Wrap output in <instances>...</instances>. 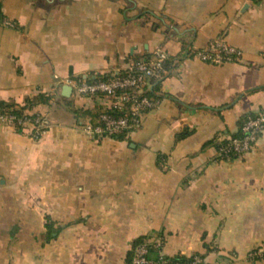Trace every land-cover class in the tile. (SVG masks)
I'll use <instances>...</instances> for the list:
<instances>
[{"label":"crops","instance_id":"0c3cea01","mask_svg":"<svg viewBox=\"0 0 264 264\" xmlns=\"http://www.w3.org/2000/svg\"><path fill=\"white\" fill-rule=\"evenodd\" d=\"M0 19L15 25L0 26V102L52 97L31 112L44 135L0 123V264H127L140 237L264 264L247 258L264 244V133L234 160L217 147L264 107V0H0ZM215 41L242 56L201 61ZM157 49L174 59L150 88L159 107L122 141H90L75 111L99 104L66 82Z\"/></svg>","mask_w":264,"mask_h":264},{"label":"built area","instance_id":"2783aa9c","mask_svg":"<svg viewBox=\"0 0 264 264\" xmlns=\"http://www.w3.org/2000/svg\"><path fill=\"white\" fill-rule=\"evenodd\" d=\"M1 27L13 28L15 25L7 20L0 19ZM242 56L241 51L222 42L215 41L203 51L198 52V58L206 63L220 65L232 62ZM169 55L163 49H157L148 57L131 61L124 71L111 76L110 80L85 81L68 80L67 86L72 88L76 96L88 98L111 112L121 115L103 114L97 123L87 121L83 126L86 137L93 142L104 139L115 140L118 137H129L139 131L144 124L145 117L159 107V101L150 98L147 93L153 82L165 78L169 71L166 63ZM24 119H17L14 115L0 116V123L12 125L24 133L29 132L34 138L46 133L50 123L41 114L27 111ZM34 116V118H31ZM245 136L242 139H232L228 147L220 148L219 156L226 161L231 155L243 157L256 146L258 139L264 133V107L257 116L248 119L243 127ZM164 241L161 237H148L134 250V257L129 264H179L164 260ZM154 250L156 257L150 254ZM257 250V251H256ZM264 252V244L248 253V260ZM204 259L196 256L189 264H203Z\"/></svg>","mask_w":264,"mask_h":264},{"label":"trees","instance_id":"16d2710c","mask_svg":"<svg viewBox=\"0 0 264 264\" xmlns=\"http://www.w3.org/2000/svg\"><path fill=\"white\" fill-rule=\"evenodd\" d=\"M173 64H174V59L173 58H169V61L166 63V66H165L166 69L169 72L172 70ZM110 79H111V76H104V77H98L96 79L89 78L88 80L92 81V82H95V81H99V80H110ZM79 80L80 79L75 80V81H79ZM152 84H154V82ZM155 93H156V91L154 89H152V90H150L147 93V95L150 98H152L153 100H155L156 99V98H154ZM50 99H52V97L50 95L41 94V95H38L37 97H34L32 99L27 100L26 104L24 106H16V105H13V104L0 102V116L14 115L17 119H24L26 117H29L26 114L27 111L28 112H32L34 110V108H36L37 106L45 105V104L50 103ZM261 111H262V109L259 112H261ZM75 114H76L77 117H82V118L87 119L88 121H90L92 123H97L99 121L100 116L103 115V114H112V115H116V116L121 115V114L116 113V112H111V111L107 110L105 107H103L101 105H96V104L90 110H78V111H75ZM256 116H257V114H251V115L243 116L240 119L239 124H238V132L235 135H233L232 137L217 143L218 150L220 148H224V147L230 146L232 139H242L245 136V134L243 133V127H244L245 123L248 121V119L254 118ZM31 118H34V116H31ZM182 137L183 136H181V138ZM115 140L116 141H122V140H124V137L123 136L122 137H118ZM236 158H238V157L235 156V155H231L230 156V160H234ZM147 238L148 237H140L139 239H137L134 242L133 248L130 251V253L128 255V258H127V264H129L132 261L133 257H134L135 248L138 245L142 244ZM208 253H209V250L207 251L206 254H194V255H192L190 257H186V256H183V255H177V256H174V257L165 256L164 260H166V261H168L170 263L189 264V263H191L193 261L194 257L198 256V257L204 259L205 263H203V264H210L207 261ZM150 254H151V256L153 258L156 257V253H155V251L153 249L150 251ZM262 261H264V252L261 255L255 256L252 259V262H254V263L262 262Z\"/></svg>","mask_w":264,"mask_h":264},{"label":"water","instance_id":"95a60500","mask_svg":"<svg viewBox=\"0 0 264 264\" xmlns=\"http://www.w3.org/2000/svg\"><path fill=\"white\" fill-rule=\"evenodd\" d=\"M72 94V88L70 87V86H65L64 88H63V95L65 96V97H70V95Z\"/></svg>","mask_w":264,"mask_h":264}]
</instances>
